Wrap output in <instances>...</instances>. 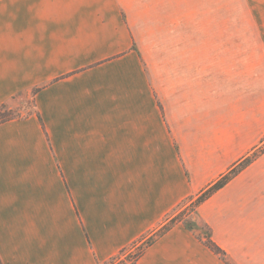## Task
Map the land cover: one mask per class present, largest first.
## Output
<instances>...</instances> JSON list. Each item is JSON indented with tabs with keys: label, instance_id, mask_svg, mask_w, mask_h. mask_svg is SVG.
<instances>
[{
	"label": "crops",
	"instance_id": "crops-1",
	"mask_svg": "<svg viewBox=\"0 0 264 264\" xmlns=\"http://www.w3.org/2000/svg\"><path fill=\"white\" fill-rule=\"evenodd\" d=\"M0 0V264H109L264 141V0ZM132 264H264V152Z\"/></svg>",
	"mask_w": 264,
	"mask_h": 264
},
{
	"label": "trees",
	"instance_id": "trees-1",
	"mask_svg": "<svg viewBox=\"0 0 264 264\" xmlns=\"http://www.w3.org/2000/svg\"><path fill=\"white\" fill-rule=\"evenodd\" d=\"M14 117L9 115L4 109L0 108V123L6 122ZM264 152V141L256 148L251 154L242 158L236 164H234L225 174L221 175L215 182L208 187L200 191L195 197L189 199L184 206H189L190 216L194 213L195 209L206 199H208L213 193L222 188L231 178L238 174L243 168L248 166L257 156ZM179 224V221L173 217L167 218L164 223L156 230L150 232L148 235L142 237L137 243H134L130 249H125L120 254L113 258L109 264H132L138 260L145 250L151 246L159 237L163 236L174 226ZM206 230V235L203 238H199L203 244L208 247L214 254H216L222 261H226V255L222 249H220L210 237V230L206 225H203ZM189 228V227H187ZM133 249V251H132ZM131 251V252H130Z\"/></svg>",
	"mask_w": 264,
	"mask_h": 264
},
{
	"label": "rangeland",
	"instance_id": "rangeland-1",
	"mask_svg": "<svg viewBox=\"0 0 264 264\" xmlns=\"http://www.w3.org/2000/svg\"><path fill=\"white\" fill-rule=\"evenodd\" d=\"M197 2L198 5L203 2H206L207 5H211L212 14L210 16L213 22L226 21L233 25V23L238 21H252V0H197ZM5 111L7 113L9 112L7 110ZM24 114L25 112H9V115L14 118L20 117L21 115L23 116ZM185 203H187V201ZM184 204L178 206L174 211L166 215L163 223L167 218L173 217L179 221V225L189 227L188 229L191 230L194 235L204 237L206 235V230L202 223L190 216V207L184 206ZM134 243H132L127 249L132 248Z\"/></svg>",
	"mask_w": 264,
	"mask_h": 264
}]
</instances>
